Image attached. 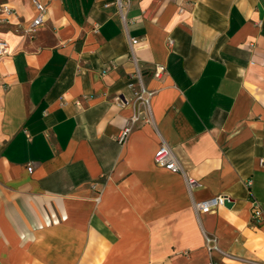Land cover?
<instances>
[{"label": "crops", "instance_id": "1", "mask_svg": "<svg viewBox=\"0 0 264 264\" xmlns=\"http://www.w3.org/2000/svg\"><path fill=\"white\" fill-rule=\"evenodd\" d=\"M0 5V264H264V0Z\"/></svg>", "mask_w": 264, "mask_h": 264}, {"label": "built area", "instance_id": "2", "mask_svg": "<svg viewBox=\"0 0 264 264\" xmlns=\"http://www.w3.org/2000/svg\"><path fill=\"white\" fill-rule=\"evenodd\" d=\"M37 15L33 18V20L27 25V27L23 30V34L33 35L34 32L41 26L43 23L42 15L45 12V5L34 1ZM13 15H16L15 10L8 5H0V24L7 23L10 24L11 20L9 19ZM170 44L172 43L169 41ZM132 43H136V40H132ZM10 49H8V45L5 40L0 38V58L4 55L9 54ZM155 76H159L163 71L162 67H158L155 69ZM153 95L152 91H147L145 87H141L138 91L134 93V101H135V110L131 115V118L125 123V125L119 130V134L117 135L116 140L119 143H123L126 138L131 133L132 126L136 123V121L140 118V110L139 107H142L143 111L145 112V121L150 120V115L148 114V109L150 106V97ZM154 161L156 165L159 167H163L171 172H178L182 170L181 164L178 161L177 157L174 156L170 146L165 143L161 142V145L156 149L153 155ZM28 170H32V166L28 167ZM188 186L193 184V180L187 181ZM249 184V182H247ZM227 201V196L221 195L216 197L207 198L204 201H200L195 203V208L198 212L207 213L213 211L217 207L225 204ZM252 212L256 219H259L262 215V212L259 208L257 202L253 201ZM206 248L209 253L213 250H217V242L213 236H206L205 237Z\"/></svg>", "mask_w": 264, "mask_h": 264}]
</instances>
